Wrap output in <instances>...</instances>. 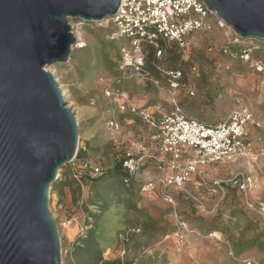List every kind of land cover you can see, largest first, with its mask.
Returning a JSON list of instances; mask_svg holds the SVG:
<instances>
[{"label":"rangeland","instance_id":"1","mask_svg":"<svg viewBox=\"0 0 264 264\" xmlns=\"http://www.w3.org/2000/svg\"><path fill=\"white\" fill-rule=\"evenodd\" d=\"M83 32L87 47L73 50L68 62L47 69L78 117L81 142L85 128L91 129L93 158L110 171L118 151L107 138V121L114 116L123 131L129 132L136 129L130 120L138 125L139 119L121 113L103 92L104 78L121 75L116 69L119 44L106 38L108 28L84 25ZM188 38L191 44L186 53L172 45L163 57L165 67L187 73L185 81L195 91L194 96L186 90L179 94L183 109L199 120L217 123L229 117L239 98L262 124L260 129L249 124L248 139L257 140L264 149V74L257 70L259 64L264 65V41L244 39L232 47L238 51L232 58L221 53L224 35L218 28ZM246 46L256 47L249 61L239 55ZM192 65L199 69L195 74ZM118 88L139 105L166 100L153 85L135 79L123 81ZM211 171L227 180L240 170L220 163ZM249 175L254 186L247 193L227 186L225 195L216 193L205 199L199 187L190 196L172 191L175 203L167 204L156 194L140 195L109 178L94 182L84 177L80 184L66 163L51 186L49 203L60 231L62 264H264V217L246 204L248 199L253 204L264 203V157L260 168ZM69 219H73L70 225L66 223ZM96 225L102 231V246L87 252L80 240Z\"/></svg>","mask_w":264,"mask_h":264},{"label":"built area","instance_id":"2","mask_svg":"<svg viewBox=\"0 0 264 264\" xmlns=\"http://www.w3.org/2000/svg\"><path fill=\"white\" fill-rule=\"evenodd\" d=\"M69 23L75 37L73 50L87 47L84 25L108 28L106 38L119 44L116 69L121 75L104 78L103 92L121 113L137 116L143 124L139 133L123 141L120 122L113 116L106 123L110 140L118 151L116 161L125 173L126 188L141 195L156 194L167 204L175 203L172 191L190 196L191 190L200 187L205 199H209L216 193L225 195L227 186L244 193L253 188L249 173L260 168L264 149L257 140L248 139L247 127L252 124L260 129V119L239 98L224 121L207 123L189 115L178 99L185 90L188 95H195L185 81L187 73L163 64L167 48L175 45L186 53L191 44L188 37L212 32L214 28L224 35L221 53L237 57L238 51L232 47L241 44L244 38L208 8L204 0H120L116 13L104 21L70 19ZM253 49L256 47H244L239 52L240 58L249 61ZM190 70L195 74L199 69L192 65ZM257 70L264 74V65L259 64ZM132 79L153 85L165 94V103L138 106L126 91L118 88L123 81ZM87 150L80 139L76 156L68 163L80 184L84 177L92 181L105 172L90 159L81 158ZM220 163L233 165L240 171L227 180L221 179L215 175L216 171H211ZM246 204L264 217V203L253 204L248 199ZM72 222L73 219L66 221L68 225Z\"/></svg>","mask_w":264,"mask_h":264},{"label":"water","instance_id":"3","mask_svg":"<svg viewBox=\"0 0 264 264\" xmlns=\"http://www.w3.org/2000/svg\"><path fill=\"white\" fill-rule=\"evenodd\" d=\"M244 39L264 41V0H204ZM120 0H0V264H62L51 186L80 126L47 67L70 60V19L101 22Z\"/></svg>","mask_w":264,"mask_h":264},{"label":"trees","instance_id":"4","mask_svg":"<svg viewBox=\"0 0 264 264\" xmlns=\"http://www.w3.org/2000/svg\"><path fill=\"white\" fill-rule=\"evenodd\" d=\"M124 176H125V173L122 170L121 163L119 161H116L112 170L105 171L102 176H100V177H98L96 179H93L92 181L97 182V181L103 180V178H109V179H113V180H116V181H120L122 183V185L125 187V185L123 183ZM68 186L71 188L72 185L68 184ZM101 232H102L101 229L97 225L93 226L90 229V231H88L86 239H81L80 240L81 243H82V246H83L82 248H84V250H86L87 252H92L93 250H100L101 246H102V243H101V240H100ZM101 264H115V263L114 262L109 263L107 261L106 262L104 261Z\"/></svg>","mask_w":264,"mask_h":264},{"label":"crops","instance_id":"5","mask_svg":"<svg viewBox=\"0 0 264 264\" xmlns=\"http://www.w3.org/2000/svg\"><path fill=\"white\" fill-rule=\"evenodd\" d=\"M144 93H146L145 91H144ZM132 99V101L133 102H135V100L133 99V98H131ZM136 103V102H135ZM137 104V103H136ZM145 104H146V102L145 103H141L140 105L139 104H137L138 106H145ZM128 114V113H127ZM139 118H137V120H138ZM130 120V119H129ZM131 121V123H133V124H135V130L134 131H123L124 129V126H122L121 125V135H122V139H123V141H125L126 140V134L127 133H130L131 135H130V137H134L137 133H139L140 131H141V129H142V127H143V124H142V121H140V119H139V124L137 125V122H134L135 121V119H131L130 120ZM129 121V122H130ZM140 127L138 130H137V127ZM133 130V129H132ZM106 132H107V127H106ZM81 137H82V139H83V143L88 147V150H87V152H85V153H82V159H84V158H87V159H90L91 161H93L94 162V164H97V165H99V166H101L102 167V165L100 164V163H98V162H96V160L93 158L94 156H93V152H92V147H93V144H92V140H93V138H94V132L90 129H88V128H85V130H84V132H83V134L81 135ZM107 138H108V140H109V142H111V144L113 145V143H112V141L110 140V137H109V134H108V132H107ZM114 146V145H113ZM115 147V146H114ZM106 156H107V154H106ZM117 156V155H116ZM117 157H114V159H116ZM134 192L135 193H138V192H136L135 191V189H134ZM138 194H140V193H138ZM141 195V194H140ZM153 194H151V195H149V197H151ZM144 196H146V195H144Z\"/></svg>","mask_w":264,"mask_h":264},{"label":"bare ground","instance_id":"6","mask_svg":"<svg viewBox=\"0 0 264 264\" xmlns=\"http://www.w3.org/2000/svg\"><path fill=\"white\" fill-rule=\"evenodd\" d=\"M62 91H63V95H64V97L67 98V97H66V94H65V92H64V90H63V88H62ZM77 118H78V117H77ZM216 235H217V234H216Z\"/></svg>","mask_w":264,"mask_h":264}]
</instances>
